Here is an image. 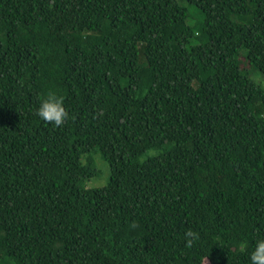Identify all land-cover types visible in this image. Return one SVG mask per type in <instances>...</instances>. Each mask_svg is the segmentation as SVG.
Wrapping results in <instances>:
<instances>
[{"label": "trees", "instance_id": "obj_1", "mask_svg": "<svg viewBox=\"0 0 264 264\" xmlns=\"http://www.w3.org/2000/svg\"><path fill=\"white\" fill-rule=\"evenodd\" d=\"M239 51L264 76V0H0V262L249 264L264 92Z\"/></svg>", "mask_w": 264, "mask_h": 264}, {"label": "clouds", "instance_id": "obj_2", "mask_svg": "<svg viewBox=\"0 0 264 264\" xmlns=\"http://www.w3.org/2000/svg\"><path fill=\"white\" fill-rule=\"evenodd\" d=\"M36 115L41 121L59 127L68 118V114L63 106V97H58L54 93H48L40 100L36 108ZM130 226L135 227V224L133 223ZM198 238V233L190 229L186 230L184 232V246L191 248ZM245 247L244 243L240 245L241 249ZM206 258H204V264H206ZM249 264H264V239H257L255 241V245L249 253Z\"/></svg>", "mask_w": 264, "mask_h": 264}, {"label": "rangeland", "instance_id": "obj_3", "mask_svg": "<svg viewBox=\"0 0 264 264\" xmlns=\"http://www.w3.org/2000/svg\"><path fill=\"white\" fill-rule=\"evenodd\" d=\"M182 5L187 7L189 15H190L187 21L188 24H194L197 21H201V15L199 14L197 8H195L194 6H188L187 4H182ZM202 41H203L202 38L195 37L192 39L191 44H198ZM237 58L244 72L247 73L249 78L254 83L259 85L264 92V76L257 70L253 69L251 65L248 64L245 58V52L239 51ZM260 116L264 119V112L260 113ZM155 154H156L155 151H150L147 153V156H152ZM86 157L87 156H85L84 158ZM90 159L95 169L97 170L98 174L96 177H93L89 179L88 181H86L83 186L86 189H96V188L103 187L109 180V176H110L109 167L107 163L101 158L99 153L90 154ZM0 264H14V263L8 259H4L3 261L0 262Z\"/></svg>", "mask_w": 264, "mask_h": 264}]
</instances>
